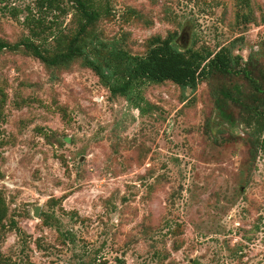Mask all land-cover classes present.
Segmentation results:
<instances>
[{
  "label": "rangeland",
  "instance_id": "1",
  "mask_svg": "<svg viewBox=\"0 0 264 264\" xmlns=\"http://www.w3.org/2000/svg\"><path fill=\"white\" fill-rule=\"evenodd\" d=\"M34 1L0 0V38L27 33ZM100 1L111 16L95 33L132 55L177 31L180 47L238 39L243 63L264 64V0ZM208 89L145 83L141 114L79 64L51 81L38 60L1 51L0 264H264V149L253 156L242 126L218 120Z\"/></svg>",
  "mask_w": 264,
  "mask_h": 264
},
{
  "label": "trees",
  "instance_id": "2",
  "mask_svg": "<svg viewBox=\"0 0 264 264\" xmlns=\"http://www.w3.org/2000/svg\"><path fill=\"white\" fill-rule=\"evenodd\" d=\"M243 3L248 6V0ZM25 10L21 24L27 33L15 43L0 38V52L20 50L33 57L48 70L51 81L79 64L93 72L112 99H125L141 114L150 107L141 94L145 83L171 82L182 90H195L199 82L206 81L218 120L230 127L242 126L253 156L257 149H264V64L252 57L243 63L241 55L233 53L238 39L216 51L205 45L196 47L195 41L180 47L178 32L173 31L164 37H149L145 53L132 55L116 41H104L95 33L96 24L111 16L100 0H35ZM9 12L16 18L23 10L12 7ZM69 15L68 28L65 19ZM241 20L252 22L254 14L250 11ZM4 101L1 95L0 113ZM50 137L44 135L52 143ZM6 214L0 195L2 228ZM47 222L45 219L43 224Z\"/></svg>",
  "mask_w": 264,
  "mask_h": 264
},
{
  "label": "water",
  "instance_id": "3",
  "mask_svg": "<svg viewBox=\"0 0 264 264\" xmlns=\"http://www.w3.org/2000/svg\"><path fill=\"white\" fill-rule=\"evenodd\" d=\"M39 211H40L39 206L33 207V212H32L33 217L37 218L39 216Z\"/></svg>",
  "mask_w": 264,
  "mask_h": 264
}]
</instances>
